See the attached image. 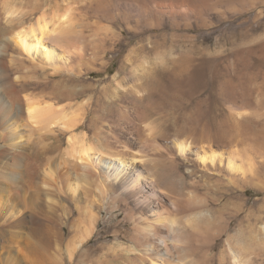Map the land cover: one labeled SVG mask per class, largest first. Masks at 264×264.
<instances>
[{
	"label": "rangeland",
	"instance_id": "obj_1",
	"mask_svg": "<svg viewBox=\"0 0 264 264\" xmlns=\"http://www.w3.org/2000/svg\"><path fill=\"white\" fill-rule=\"evenodd\" d=\"M134 1L145 9L144 15L135 8L130 9L128 2ZM181 1L0 0V42L9 41L16 32L28 31L41 17L52 20L68 16L72 28L79 32L74 41L82 50L81 58L74 57L71 62L59 66V70L50 66L41 55H22L11 42L7 53L1 55L0 48V59L5 62L13 56L22 62L23 67L18 69L17 75L21 79L16 83L20 86L21 81L31 82L36 86L24 95H29L33 101L53 104L57 110L67 114L75 111L79 118L84 119L85 125L77 132H67L55 126L56 135H61L56 137L42 135L39 130L30 135L31 129L24 121L21 123L24 153H20L27 158L35 152L39 160L33 162L35 176L32 188L25 187L18 196L12 190L10 194L0 193V264H96L95 260L112 251L118 256L115 264H136L127 251L133 245L132 225L122 211L109 214L103 210L98 227L100 238L95 237L88 247L100 250L95 255L98 257L92 258L86 253L83 258L77 256L73 262L67 256L62 261L52 259L43 238L33 234L28 225L14 227L22 214L10 211L14 207L19 211L26 208L28 214L36 213L46 222V194L53 191L57 202L66 209L63 213L69 232L67 243L73 239L77 242L75 235L86 229L91 211L99 213L97 206H105V198L94 187L76 195L68 191L67 184L75 181L74 172L85 168V163L70 157V143L73 139L85 141L95 149L92 158L98 172L104 166L100 162L99 151L113 153L115 141L130 137L131 132L127 129L120 131L115 118L119 114H133L135 110L131 104L134 97L129 73L136 59H167L165 69L154 73V78L163 87L151 98L153 108L147 110L145 120L140 124L141 128L152 124L162 130L163 137L156 138L160 146L172 142L182 128L199 135L204 129L214 132L225 122L235 135V141L226 143L225 151L238 144L241 147L243 143L250 149L263 150L264 155V0H184L189 2L191 10L194 9V13L188 12L192 17L185 13L175 18L176 15L173 17L157 10L158 6H177ZM148 29L153 31L147 32L146 37L130 40L134 34ZM119 39L123 40L124 48L118 47ZM15 73L17 70L10 73L11 82L17 77ZM115 77L124 81V89H115ZM71 92L73 96L68 98ZM24 103L25 100L11 107L22 114ZM234 107L238 109L233 110ZM133 135L137 138L136 134ZM135 138V141H129L127 146L130 149L126 151L141 156ZM4 139L0 141V156L5 153L2 157L6 160L0 159L8 163L7 159L19 152L7 145L6 137ZM262 159L256 162L247 177L237 182L223 174L213 173L209 175V185L197 189H190L192 183L189 179L180 183L175 196L184 197L193 204L189 213L181 216L189 217L199 212L197 206L206 202L212 214L211 217L199 218L201 236L193 240L196 242H191L190 247L181 248L180 253L190 257L195 264H229L231 254L239 247L237 241H240L243 256L252 258L249 264H264ZM59 187L63 195L59 193ZM92 200L95 201L94 206L91 205Z\"/></svg>",
	"mask_w": 264,
	"mask_h": 264
},
{
	"label": "bare ground",
	"instance_id": "obj_2",
	"mask_svg": "<svg viewBox=\"0 0 264 264\" xmlns=\"http://www.w3.org/2000/svg\"><path fill=\"white\" fill-rule=\"evenodd\" d=\"M187 1L182 0L177 6L161 5L157 7V10L162 14L176 15L175 18L190 13V11L194 13V9L191 10L188 7L189 2ZM128 4L130 9L135 8L140 14L145 13V9L138 5L139 2L138 4L135 1L131 4L128 2ZM132 13L129 17L132 16ZM150 31L149 29L143 33H136L135 31L136 34L130 40L141 38ZM76 33L79 32L72 28L68 16H59L57 19L52 20L41 17L35 26H32L28 31H20L14 34L12 32L13 37L9 41L7 40L8 42H0L1 55L7 53L9 48L11 49V42L22 55L28 57H31L33 53L41 55L50 66L59 70V66L62 67L64 63L71 62L74 57L81 58L82 50L75 44L76 40L74 41ZM1 37L2 32L0 30ZM124 39L128 40L129 37L128 39L124 37ZM120 40L118 47L124 48V42ZM166 63L167 59L165 57H158L154 60L144 57L136 59V64L129 73L133 82L131 92L132 97H134L131 104L135 110L133 114H119L115 118V124L120 131L123 132V129H127L131 132V135L124 141H115L113 143V149L115 150L113 153L111 151H99L100 162H103L104 166L98 172L92 158L95 149L88 146L85 141L73 139L70 143V157L77 162L85 163V168L74 172L75 181L73 184H67L68 191L76 195L82 190L89 191L90 188L94 187L105 198V206H97L99 213L91 211L90 215L88 214L90 217L86 229L79 230L75 237L73 236L78 238L77 242H73L74 239L70 238L73 241L67 243L69 232L64 221L66 215L63 213H66V209L64 205L57 202L53 191L46 194L48 204L46 222L39 219L36 213L30 212L31 214H28L26 208L21 209V211H19L20 209H14L15 207H12L13 210L9 209L14 214H22V217L16 220L18 222L14 223V227L28 225L33 234L43 238L52 259L58 261L67 256L69 258L67 259L73 262V259L75 260L77 256L83 258L86 253L89 256L91 255L92 258L95 257L100 250L88 247L95 237L96 239L100 238L101 232L98 231V227L104 210L110 212L109 214L122 211L127 222L132 225L130 232L133 245L127 251L132 254V257H129L136 264H195L189 259L190 257L184 256L179 250L187 247L193 240L201 236L200 228L198 229L199 218L211 217L212 214L206 202L197 206V209H200L199 212L193 213L189 217L181 216L182 214L185 215L193 204L192 201H188L180 195L178 196L181 198L175 196L180 183L185 179H189L192 183L190 189H197L199 186L209 185L211 180L209 175L213 173L223 174L231 181L237 182L247 177L256 162L263 158V150L250 149L243 143L241 147L238 144L229 147L228 151H225L228 146L225 147L226 143L235 141V135L231 133L233 131L227 128L225 122L221 123L216 131L204 129L199 135H196L190 129L182 128L179 135L172 142H167L168 144L165 146H160L156 140L157 136L163 137L162 130L160 131L152 124L141 128L140 124H143L147 110L153 108L151 98L163 87L154 78V73L160 69H165ZM21 67H23L22 62L13 56L5 62L0 59V90L2 91V95H0V141L5 140L6 137L9 142L7 145L17 150L15 152H19L18 155L8 158V163H4L6 159L2 157L5 153L0 156L4 159H0V193L8 192L10 194V190H12L15 192L14 195L17 196L19 191L24 190L25 187H33L35 176L33 162L39 160V156L35 152L27 158L21 154L24 153L22 147L23 137L20 134L23 127L21 123L24 121L26 127L31 129L30 135L33 131L39 130L42 135L60 137L61 135H56L55 130H53L55 126L61 127L67 132H77L85 128L84 119L79 118L75 111L67 114L65 111L57 110L53 104L33 101L32 97L26 96L27 94L24 95L36 86L31 82L22 81L19 82L20 86H18L16 80L21 79L17 76L18 69ZM14 70H17V73H15L17 77L11 82L10 73H14ZM122 81L118 77L114 78L115 89L125 88L123 86L124 81ZM72 96L73 92L69 94L68 98H72ZM23 100L26 103H24L22 114H18L16 109L11 106L17 105V103L20 104ZM140 105H144L146 111L139 108ZM235 108L237 107H234L233 110ZM237 115L241 116V114ZM133 134H136L137 138L133 137ZM134 138L138 140V143L135 144L141 156L126 151L130 149L127 144H129V141H135ZM106 142H109L108 136ZM108 148L109 146H107ZM67 172L69 173V171ZM25 178L27 180H24ZM25 182L26 186H24ZM58 191L61 195L64 194L61 187ZM191 193L194 194V192ZM19 196H21V192ZM92 204L94 206V200L91 201ZM1 216L2 213L0 212ZM80 216H82L81 213ZM13 219H15V215ZM0 225H2L1 222ZM79 225H81V221ZM8 227L11 228V224H8ZM237 246L239 247L231 254L229 264H249L252 262V258L243 256L240 241H237ZM102 249L104 248L102 247ZM115 253L112 251L107 256L97 260L94 259L95 263L115 264L118 257Z\"/></svg>",
	"mask_w": 264,
	"mask_h": 264
}]
</instances>
